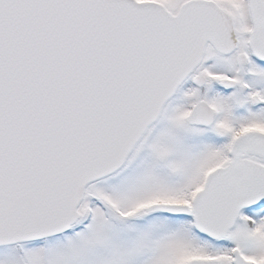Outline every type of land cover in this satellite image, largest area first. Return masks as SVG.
<instances>
[{
	"label": "snow or ice",
	"instance_id": "obj_1",
	"mask_svg": "<svg viewBox=\"0 0 264 264\" xmlns=\"http://www.w3.org/2000/svg\"><path fill=\"white\" fill-rule=\"evenodd\" d=\"M0 264H264V0H0Z\"/></svg>",
	"mask_w": 264,
	"mask_h": 264
}]
</instances>
